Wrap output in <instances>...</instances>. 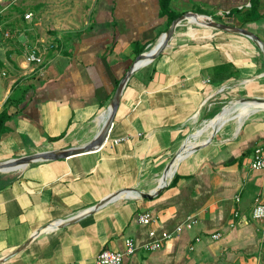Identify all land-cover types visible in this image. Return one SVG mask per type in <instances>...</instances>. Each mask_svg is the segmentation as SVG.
Wrapping results in <instances>:
<instances>
[{"label": "crops", "instance_id": "0c3cea01", "mask_svg": "<svg viewBox=\"0 0 264 264\" xmlns=\"http://www.w3.org/2000/svg\"><path fill=\"white\" fill-rule=\"evenodd\" d=\"M168 1L167 9L164 0H0L10 32L0 42V161L89 142L130 64L187 12L264 41V0L244 23L234 14L249 0ZM33 49L41 61L27 60ZM241 92L264 98L254 41L180 22L163 52L129 77L99 149L0 171V264H96L104 249L125 253L128 238L139 247L123 264H264V219L252 216L264 199V170L252 167L264 110L238 130L223 122L179 158L163 189L141 196L155 191L184 143L203 136L198 123ZM145 212L149 224L138 221ZM189 219L191 227L162 238ZM153 241L160 247H140Z\"/></svg>", "mask_w": 264, "mask_h": 264}, {"label": "water", "instance_id": "95a60500", "mask_svg": "<svg viewBox=\"0 0 264 264\" xmlns=\"http://www.w3.org/2000/svg\"><path fill=\"white\" fill-rule=\"evenodd\" d=\"M191 17H198L199 18L198 21H196L194 23H197L199 25H204V26H208V27H212V28H216V29H220V30H227V31L236 32V33H239L241 35H244V36L250 38L251 40L254 41V43L257 45V47L264 54V41H262L258 35H256L252 31H250L249 29L244 28V27H240V26L231 25V24H228L225 22L217 21L208 15L199 14L196 12H187V13L175 18L171 22L167 31L161 35V37L157 41V43L153 47H151L149 50L139 54L136 57V59L130 64L127 72L119 81V83H118V85L114 91V94L110 100V105L108 106V109H107L108 116H107L103 126L96 133V135H94V137L89 142L84 143L82 145L66 147V148L59 149V150L40 151V152H35L32 154L14 157V158H11V159H8L5 161H0V171H16V170H20V169L26 167L27 165H29L30 163L35 162V161L57 160V159H61V158H67V157L75 155V154H80V153L89 152V151L99 149L107 139L108 133L112 127V124H113L114 118H115V114H116L118 106H119L120 96L122 94V91H123L128 79H129V77L137 69H139L140 67L150 63L155 58H157L163 52L165 47L168 45L170 39L174 35L176 26L180 22H182L183 20L191 21V19H190ZM145 59L147 61H145L143 64L140 63V61L145 60ZM250 99L264 103V98H250ZM223 109H224V107L216 115H219L223 111ZM210 140H211V138H208L206 141H203L201 143L196 144L190 151L194 150L197 147H200V146L207 144ZM184 144H183V146H184ZM166 184L167 183L158 184L155 191H153L152 193H141V196L143 198H152V196L157 194L161 189H163L166 186ZM118 194L119 193H115V194L113 193L111 195H108L100 203H98L96 206L92 207V209H90L86 212L89 213L91 211H94L96 208H98L100 205H102L106 201L111 200L112 198L118 196ZM84 214H86V213H80L79 215H77L75 217H71V219H69V220H71V221L77 220L81 216H83Z\"/></svg>", "mask_w": 264, "mask_h": 264}, {"label": "built area", "instance_id": "2783aa9c", "mask_svg": "<svg viewBox=\"0 0 264 264\" xmlns=\"http://www.w3.org/2000/svg\"><path fill=\"white\" fill-rule=\"evenodd\" d=\"M251 3L250 0L244 5V7H250ZM31 13H28L26 17H29ZM10 36L9 31H3L0 24V42L3 38H7ZM27 60L30 62L41 61L40 56L37 54L36 50H31L27 55ZM120 139H117L118 142ZM252 167L256 169H263L264 170V143L260 144L255 147L253 152L252 158ZM252 216L256 220L264 219V199L258 197L256 199L255 205L252 209ZM138 221L143 224H149L152 221L151 214L149 212L142 213L138 216ZM194 222L192 220H188L185 223L178 225L175 228L174 232H163L162 238L168 239L172 237L174 233H180L184 227H191ZM220 236L219 233L213 235L214 238H218ZM139 246L136 244L133 238H128L126 241V252H118L114 250L104 249L102 250L96 258V264H123L124 255L125 254H132ZM140 247L146 250H154L160 247L159 241H153L149 243H145Z\"/></svg>", "mask_w": 264, "mask_h": 264}, {"label": "bare ground", "instance_id": "6f19581e", "mask_svg": "<svg viewBox=\"0 0 264 264\" xmlns=\"http://www.w3.org/2000/svg\"><path fill=\"white\" fill-rule=\"evenodd\" d=\"M191 22H196L198 21V17H191ZM195 25V24H194ZM145 60L140 61V63H144ZM259 110H264V103L255 101L253 99H238L235 102H233L232 104L226 106L223 111L219 114L214 116L213 118H211V120L209 121V123L207 124V129L212 128V131H210V134L208 135V137L202 141H197L194 143H186L181 150L179 151L178 154H176V156L173 158V160L171 161V163L169 164L167 170H165V172L162 175V178L159 179V181L161 182L160 184L163 183H167L170 178L173 176L175 169L177 167L179 158L186 152H190V150L198 143H201L203 141H206L209 137H211V135L217 130L219 129L221 123V118L224 115H228L227 118L235 121L236 125H237V130L241 127L243 121L252 113L259 111ZM108 116L107 110L105 112H103L102 114H100V116L98 117V124L99 126H103L106 118ZM101 129V128H100ZM99 129V130H100ZM209 133V132H208Z\"/></svg>", "mask_w": 264, "mask_h": 264}, {"label": "rangeland", "instance_id": "374dc122", "mask_svg": "<svg viewBox=\"0 0 264 264\" xmlns=\"http://www.w3.org/2000/svg\"><path fill=\"white\" fill-rule=\"evenodd\" d=\"M191 22V21H190ZM260 50V49H259ZM260 52L261 53H263L261 50H260ZM247 93H237V95H233V96H231V95H229V96H227V98H224L225 99V101H223V103H221L220 105H219V107H218V112L224 107H226V106H228V105H230V104H232L233 102H235L236 100H238V99H240V98H243V99H250V98H247ZM227 114L226 115H224V116H222V118H221V123L223 124V122H224V124H226L227 122H229V121H233V120H228L227 119ZM214 117V116H213ZM212 117V118H213ZM226 119H227V121H226ZM211 120V117H209L208 119H206L205 121H200L199 123H198V125L196 126V128L198 129V130H200V131H203L202 133H203V136L200 138V139H196V141L195 142H197V141H202V140H204V139H206V137H205V135H208L207 133L208 132H210V131H212V128H210V129H207L206 128V126H207V124L209 123V121ZM234 123H235V121H233ZM223 124V125H224ZM236 124V123H235ZM222 125V126H223ZM221 126V127H222ZM195 129H193L191 132H193ZM236 130H237V125H236ZM207 131V132H206ZM41 151V150H40ZM40 151H38V152H40ZM22 156V155H21Z\"/></svg>", "mask_w": 264, "mask_h": 264}, {"label": "trees", "instance_id": "16d2710c", "mask_svg": "<svg viewBox=\"0 0 264 264\" xmlns=\"http://www.w3.org/2000/svg\"><path fill=\"white\" fill-rule=\"evenodd\" d=\"M168 2H169L168 0H164V4H163L164 7L167 8V9L169 8ZM256 7H257L256 0H252L251 8L250 9H246V10H243V11H237L234 15H241V16H243V23L244 22H247L248 20H250V17L254 13ZM4 116H5L4 113H2L0 115V134H1L2 129H3V127H2V120H3V117ZM51 140H55V138H53Z\"/></svg>", "mask_w": 264, "mask_h": 264}]
</instances>
